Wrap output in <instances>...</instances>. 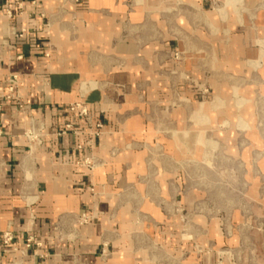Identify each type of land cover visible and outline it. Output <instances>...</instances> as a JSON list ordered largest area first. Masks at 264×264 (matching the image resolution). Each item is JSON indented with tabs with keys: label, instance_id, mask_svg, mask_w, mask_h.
<instances>
[{
	"label": "rangeland",
	"instance_id": "obj_1",
	"mask_svg": "<svg viewBox=\"0 0 264 264\" xmlns=\"http://www.w3.org/2000/svg\"><path fill=\"white\" fill-rule=\"evenodd\" d=\"M164 19L154 41L174 43L172 70L157 59L156 80L126 94L120 83H78L107 92L102 104L131 138L112 158L139 160L123 164L133 177L118 197L134 221L135 238L120 241L132 256L114 262L106 245L100 262L264 264V0L177 1ZM75 220V231L88 222ZM56 230L60 240L72 233Z\"/></svg>",
	"mask_w": 264,
	"mask_h": 264
},
{
	"label": "crops",
	"instance_id": "obj_2",
	"mask_svg": "<svg viewBox=\"0 0 264 264\" xmlns=\"http://www.w3.org/2000/svg\"><path fill=\"white\" fill-rule=\"evenodd\" d=\"M177 1L190 0H0V236L14 235L13 248L0 245V264H101L106 245L114 262L132 256L120 241L135 238L134 221L118 197L133 177L123 164L133 168L139 160L125 151L112 158L131 138L119 134L115 108L102 104L107 92L83 93L78 83H120L126 94L131 82L156 80L157 59L160 69L172 70L174 43L167 35L155 42L154 26L165 24ZM71 26L75 41L65 31ZM11 76L27 113L6 99ZM177 90L181 95L184 85ZM80 97L103 123L98 137L67 111ZM31 118L44 125L39 145L26 137ZM65 125L72 129L58 136ZM90 157L102 164L92 170L80 164ZM76 216L88 219L77 231ZM59 226L72 233L60 240ZM29 235L40 248L25 249Z\"/></svg>",
	"mask_w": 264,
	"mask_h": 264
},
{
	"label": "built area",
	"instance_id": "obj_3",
	"mask_svg": "<svg viewBox=\"0 0 264 264\" xmlns=\"http://www.w3.org/2000/svg\"><path fill=\"white\" fill-rule=\"evenodd\" d=\"M2 9V8H0ZM22 34L18 35V37H21ZM17 85V77L11 76L8 80V95L6 96V99L9 101L16 102V105L20 111L23 113H27V111L24 109V107L20 104H18L16 96H15V90ZM67 111L76 117L78 120L83 121L87 128L91 130L92 135L98 137L103 129V123L99 119H94L91 113L89 112L88 105H86L84 102H78L68 105ZM44 125L38 120L31 118L29 129L26 132V137L30 143H33V145L40 144L41 140V133L43 131ZM72 129L71 125H65V128L63 131H60L57 133L58 136H62L65 134L66 130ZM73 135H76L77 132L72 130ZM31 150V148H30ZM81 165L89 168V169H95L99 167L102 162L95 157L90 158H84L80 162ZM83 219L85 217L82 216ZM0 245L3 248H13L14 245V235L10 231H5L0 236ZM25 247L26 249H31L34 247L39 248L40 244L35 240L34 236L29 235L25 239ZM16 250V249H15ZM17 262H12L11 264H16Z\"/></svg>",
	"mask_w": 264,
	"mask_h": 264
}]
</instances>
